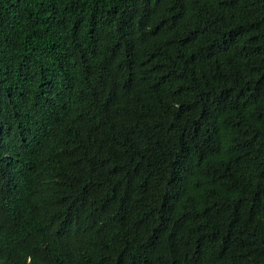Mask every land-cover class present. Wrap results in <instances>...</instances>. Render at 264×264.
Segmentation results:
<instances>
[{
  "label": "trees",
  "instance_id": "1",
  "mask_svg": "<svg viewBox=\"0 0 264 264\" xmlns=\"http://www.w3.org/2000/svg\"><path fill=\"white\" fill-rule=\"evenodd\" d=\"M0 264H264V0H0Z\"/></svg>",
  "mask_w": 264,
  "mask_h": 264
}]
</instances>
